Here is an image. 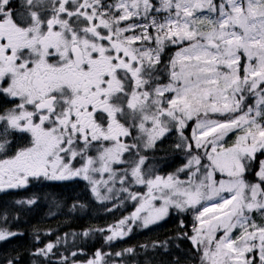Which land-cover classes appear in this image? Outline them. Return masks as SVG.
Here are the masks:
<instances>
[{"label": "snow or ice", "instance_id": "obj_1", "mask_svg": "<svg viewBox=\"0 0 264 264\" xmlns=\"http://www.w3.org/2000/svg\"><path fill=\"white\" fill-rule=\"evenodd\" d=\"M172 132L187 159L160 175L145 153ZM261 157L264 0H0V193L80 179L102 203L134 202L82 237L112 244L191 211L200 264H264Z\"/></svg>", "mask_w": 264, "mask_h": 264}, {"label": "rangeland", "instance_id": "obj_2", "mask_svg": "<svg viewBox=\"0 0 264 264\" xmlns=\"http://www.w3.org/2000/svg\"><path fill=\"white\" fill-rule=\"evenodd\" d=\"M175 50L176 49L174 47H171L167 50V54L171 55ZM166 58L167 57H165V59ZM186 134H188L187 131ZM177 141V134L172 132L169 133L162 141L158 142L155 150H148L145 153L149 156L146 167L148 165H152L160 175L176 172L179 167L183 166L185 160L187 159L183 152L175 149L174 145ZM229 142H231V138H229ZM180 175L181 178H184L183 173ZM37 185L38 188L36 190L30 191V197L26 196L27 198L24 199H17L15 197L13 201H10L4 196L5 194L8 196V194L11 193L10 191L0 193V215H7V222L5 223L0 221V227H6L11 231L19 233V235L13 236L8 240L0 241V264H8L9 261H12L14 264L16 257L21 253V250L24 249L23 247H20V243L17 238L23 236L25 231L29 233L38 232L51 234L53 230H58L59 228L68 226L72 217L67 210L75 211L77 208L83 209V211L86 210L85 221L88 229H106L108 226L117 223L119 219L129 215L134 210V202L132 201L126 200L123 204H120L119 201L100 202L91 192L88 183L80 179L71 181H37ZM42 185L46 187L43 188ZM133 190L146 191V189L141 186H134ZM14 192L18 194L22 193L19 190ZM30 198L35 199L36 203L32 205L17 203V201L27 200ZM52 198L56 200H52ZM57 200L65 201L67 210L63 208L61 211H48V208L45 207L47 208L46 211H48L45 213L44 206ZM114 205H119V207H114ZM39 208H41L45 214L42 215V217L39 215V212H41V209ZM109 209H111V211ZM34 210H36V212ZM186 213H189L190 218L193 219L194 214L191 211L182 213L173 210L165 220L151 226L148 229L138 226L134 227L133 229L136 228V231H133L123 240L114 241L110 244V248H119L124 245L125 242L129 243V241L133 239V241L137 240L138 242L151 239L153 238L155 232L170 228L171 224L177 223V218H181V214ZM44 216L49 219H54L49 221L50 223L48 224L47 220L43 221L40 219L44 218ZM34 218L36 219L34 220ZM257 222L264 221L257 217ZM97 233L107 234L104 232ZM131 236H134V238ZM29 242L30 241H28V244ZM35 244H40V247L34 249L35 252L46 245H41V241L39 240H36ZM111 256L116 259L115 261H111V264L112 262H115V264H123L119 261L123 260V256H116L115 254H112ZM74 258L75 259L73 260H76L77 264H84V262H79V257L75 256Z\"/></svg>", "mask_w": 264, "mask_h": 264}, {"label": "trees", "instance_id": "obj_3", "mask_svg": "<svg viewBox=\"0 0 264 264\" xmlns=\"http://www.w3.org/2000/svg\"><path fill=\"white\" fill-rule=\"evenodd\" d=\"M262 158V157H261ZM18 194L11 192L6 196V199L13 201L16 197L17 199L30 197V191H21ZM52 200H56L53 199ZM65 201L57 200L55 202L44 206V212L47 213L49 210L61 211V209H66ZM48 208V211L47 208ZM67 210V209H66ZM70 213L72 220L68 226L59 228L58 230H53L51 234L45 233H29L25 231L23 236L17 238L20 247L24 249L16 257L14 264H63L61 257H68L69 261L75 259L70 255L71 252H77V257H79V262H85L88 259L93 258L94 253L100 250L104 253L121 252L126 248H134L135 252L132 254L125 253L123 255V264H176V259L178 258L180 264H200L199 253H197L189 240L183 238L182 233L187 232L191 235V225L193 219L190 218V214H181V218H177L176 224H171L170 228L160 230L155 232L153 238L147 239L143 242H138L137 240L129 241V243H124L119 248H110V244L106 242V234L93 233L90 237H82V233L89 230L86 226L85 213L86 210L78 209L75 211L67 210ZM39 215H45L43 211L39 212ZM36 218H34L35 220ZM38 219V218H37ZM43 221L47 220L49 224L52 219L40 218ZM181 221H183V227H181ZM136 231V228L133 229ZM134 238V236H131ZM61 238L65 239V242L57 244V248L53 250L54 255L48 257H42L36 255L34 249L40 247V244H35L36 240L41 241V245L47 243H56ZM28 241L29 244H28ZM166 242V243H165ZM27 243V244H26ZM156 243L160 246L153 247ZM26 245V246H25ZM147 245V248L143 247ZM33 250V251H32ZM111 264V261L116 259L113 256L106 257Z\"/></svg>", "mask_w": 264, "mask_h": 264}, {"label": "flooded vegetation", "instance_id": "obj_4", "mask_svg": "<svg viewBox=\"0 0 264 264\" xmlns=\"http://www.w3.org/2000/svg\"><path fill=\"white\" fill-rule=\"evenodd\" d=\"M43 188H45L46 186L42 185ZM38 188L37 182H32L30 183L29 187L26 189H19V191H32V190H36ZM10 192H14V191H18V190H9Z\"/></svg>", "mask_w": 264, "mask_h": 264}, {"label": "bare ground", "instance_id": "obj_5", "mask_svg": "<svg viewBox=\"0 0 264 264\" xmlns=\"http://www.w3.org/2000/svg\"><path fill=\"white\" fill-rule=\"evenodd\" d=\"M36 207H37V206H36ZM41 208H43V207H41ZM41 208H39V209H41ZM36 209H37V208H36ZM32 211H33V210H32ZM34 211L36 212V210H34ZM41 211H42V209H41ZM35 212H34V213H35ZM37 214H38V213H37ZM37 214H36V216H37ZM63 214H64V213H63ZM31 215H33V214H31ZM31 215H30V216H31ZM41 217H42V216H41ZM20 218H21V217H20ZM27 219H28V218H27ZM34 232H35V231H34Z\"/></svg>", "mask_w": 264, "mask_h": 264}]
</instances>
